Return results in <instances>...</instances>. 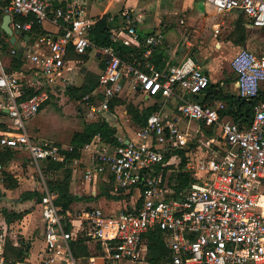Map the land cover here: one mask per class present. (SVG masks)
I'll return each instance as SVG.
<instances>
[{
	"label": "built area",
	"instance_id": "2783aa9c",
	"mask_svg": "<svg viewBox=\"0 0 264 264\" xmlns=\"http://www.w3.org/2000/svg\"><path fill=\"white\" fill-rule=\"evenodd\" d=\"M114 1L109 0L108 9ZM87 6L88 0H0V147L27 153L41 178L40 206L48 251L43 264H97L99 258L73 255L70 241L74 234L67 230V217L57 205L58 195L50 191L42 170L44 162L63 160L61 151L72 147L40 140L28 128L51 101L49 88L61 75L71 49L79 54L96 50L106 61L96 88L81 100L89 118L96 112L109 111L126 76L135 89L147 96L182 102L176 115L163 106L153 112L127 142L118 137L120 144L113 145L97 135L81 149V155L88 151L92 160L86 179L96 185L100 176L107 177L111 194L124 196L131 204L116 215L106 216L101 208L77 214L101 244V260L140 259L147 253L145 235L160 229L170 253L169 264H264V100L255 106L251 124L240 126L221 115L226 109L222 101L202 103L210 77L195 58L187 57L167 69L156 67L151 56L164 43L165 34L159 30L142 37L138 26L145 21L143 14H126L121 30L111 31L113 45L98 47L90 39V32L103 15L91 16ZM205 7L209 15L225 16L239 10L249 28L264 29V0H205ZM5 15L11 17L15 44L2 30ZM27 18L31 19L22 20ZM46 22L59 27L57 36L33 32L35 23L43 26ZM219 33L220 28L215 29V34ZM119 37L131 38L141 45L142 60L124 61L117 49ZM19 41L21 47L17 49ZM5 50L11 57L27 54V81L7 72L2 57ZM231 67L236 75L237 95L258 97L264 84V54L242 48L233 57ZM30 90L33 94L21 98ZM202 93L204 99L198 100ZM181 120L218 129L225 148L216 146L212 160L199 164L201 171L209 175L205 180L192 182L176 194L164 177L165 168L180 158L177 151L184 147ZM215 140L209 138L210 144L214 145ZM0 264L26 263L0 256Z\"/></svg>",
	"mask_w": 264,
	"mask_h": 264
},
{
	"label": "crops",
	"instance_id": "0c3cea01",
	"mask_svg": "<svg viewBox=\"0 0 264 264\" xmlns=\"http://www.w3.org/2000/svg\"><path fill=\"white\" fill-rule=\"evenodd\" d=\"M129 1L128 6L130 8H136V12L138 13H141L139 11H144L143 14L145 21L141 24L144 30L149 19L156 20L155 26H152L150 30L142 32L138 29V32L142 37L159 30L164 32L163 27L174 21L173 19H169V16H174L178 14L179 11H184L192 17L191 23H189V25L185 24L187 26L181 36L169 39L165 33L164 43L156 48L155 52L152 54V62L157 68L167 69L171 66L179 65L187 57H193L209 75L210 83L219 85L226 93L237 95L236 77L235 75L233 76V69L232 67V70L226 68V59L231 55H221L219 48L222 49L224 46L229 51L233 50L234 53H237L240 49L246 47L245 45H237L229 39L225 41L219 40L220 33L216 35L215 29L221 28V24L215 22L217 20H215L214 17L218 15H209L206 13L205 0H177L180 2L177 6H171L169 0H144L138 3L132 2L131 0ZM89 6H91L90 0H88L87 7L88 13L90 14ZM234 12L236 14H241L245 19L241 11L236 10ZM106 14L107 9L101 14L97 13L92 14L91 16H104ZM137 14L135 13V15ZM188 15L186 17H188ZM117 18V14L109 15L111 31L121 30L123 21L120 20L118 24L116 22ZM237 22L238 20H234V27ZM47 23L48 22L43 24V28L47 30L48 33L57 36L59 27L52 23H48L53 26V29H48L46 27ZM191 29L195 30L196 36H192V40H189L187 32L188 30L190 32ZM249 38L248 35V40ZM118 46L138 50L142 49L141 45L136 44L131 38L127 37H119ZM91 58H93L91 65H87ZM105 66L106 61L104 56L99 54L96 50H88L85 54L75 53L74 51L69 52L64 60L61 75L57 77L54 82L61 79V77L68 76L69 78L79 72L80 74L76 75V80L72 84V87L76 88L80 75L83 78V84L79 90L83 87H91L93 83L86 77V75L88 76V74L91 73L94 75V78H98L97 76L102 72ZM123 83L124 86L121 93L111 101L109 111L101 113L103 117H100L99 120L106 119L113 127L117 128L118 137L120 139H125V142L132 138L135 131L141 127L130 113V110H136L139 113H143L155 104H159L160 107L163 106L170 113L175 115L178 114V112L175 111L176 98H156L147 96L143 92L135 89L129 76L125 77ZM53 84L51 88L53 87ZM261 90L264 91V84H262ZM126 93L127 97H129L128 100L123 97ZM45 108L39 115L45 111ZM46 114L47 113L45 112L40 119L36 118L37 120L34 119L31 121L28 124L29 130L32 125L38 127L45 125L48 122ZM96 115L97 112L93 118H89L87 115L88 123L98 121ZM31 134L33 135L32 132ZM33 136L38 138L35 135ZM38 139L44 140L41 138ZM68 146H71L70 143ZM91 164V155L88 151H82L81 158L70 164L72 170L70 192L80 199L74 202L66 213V228L74 234L72 241H70L72 252V244L74 243L82 241V244L86 245L89 250L93 248L95 243H97V241L91 236L89 226L77 216L79 212L88 208H101L106 216H110L119 214L122 210L128 207V205H131L130 203H126L124 199L113 200L107 197L106 193L109 192L111 187V183L107 181V177L100 176L96 185L86 179V171ZM32 167L34 168L33 165ZM15 179L17 180V185L15 187H4L2 189V194L0 195V256L18 262H25L26 264H43V261L48 256L45 242V224L42 217L40 197L34 195L35 193L42 195L43 187L40 181H33L31 179L27 180L26 178L23 179L19 174L15 176ZM1 181L0 178V182ZM109 194H111V192ZM106 208H108L111 213L106 214ZM5 213L11 214L9 221L6 219ZM91 254L94 253L90 250V256Z\"/></svg>",
	"mask_w": 264,
	"mask_h": 264
},
{
	"label": "rangeland",
	"instance_id": "374dc122",
	"mask_svg": "<svg viewBox=\"0 0 264 264\" xmlns=\"http://www.w3.org/2000/svg\"><path fill=\"white\" fill-rule=\"evenodd\" d=\"M131 1L138 3L144 0H131ZM129 2H130L129 0H115L112 6L108 9L107 5L109 4V0H90L91 6H89L90 7L89 12L90 15L97 13L101 14L107 9L108 15L111 14L118 15L116 22L119 24L120 20L124 21V17L126 14L135 15V13L136 14L138 13L136 12V8L134 9L128 6ZM179 3L180 2L177 0H169V4L171 6L172 5L177 6L179 5ZM139 12L143 14L144 11H139ZM187 15L188 13L184 11H179L178 14L171 17L169 16V19H173L174 21L173 23H170L167 26L163 27L164 34L166 33L167 38L173 39L174 37H178L182 35V33L185 31V28L187 26L185 24L189 25V23H191L192 20V17L189 15L188 17H186ZM214 17L215 20H217L215 22H219L221 24L220 34H219L220 41H225L229 39L231 32H233V30L235 29L233 23L234 20L237 21L239 20V18L243 19L241 14H236L235 12L226 14L225 16L218 15ZM155 22L156 20L149 19L148 22L146 23L145 30H150L152 26H155ZM46 27L48 29H53V26L48 23L46 24ZM138 29L142 32L145 31L142 25H139ZM195 34L196 33L194 29H191L190 32L188 30L187 32L188 39L192 40L193 38L192 36H196ZM249 37L250 38L247 41L248 45L246 44L245 47L251 50L252 52H254L255 54L264 53V31L260 29H249ZM15 47L17 49L20 48L21 41H19L15 45ZM219 49L221 55L223 54L225 56L226 54H228V56L231 55L228 57V59H226V68L228 70H232L231 61L233 57L236 55V53H234L233 50L229 51L224 46L222 47V49L221 48ZM2 57L3 60L5 61L7 72L11 75L16 76L18 80L20 81L23 80V82H25L26 78L29 76L28 70L30 67L27 54L18 53L17 55L11 57L8 54V52H6L5 50V53L2 55ZM93 58L89 60L87 65H91ZM78 74L80 73L79 72L76 73V75ZM76 75H73L72 77L69 78L68 76L61 77V79H58L56 82H54L53 87L49 88V90L52 91L51 101L47 104L45 111L42 113L43 115L45 114V112L47 113L46 118H48L47 119L48 122L42 127L32 125L30 128L33 135L44 140L52 141L55 145L59 147L68 146L73 134L75 132L82 131L85 125L88 123L87 121L88 117H87L85 105L82 103L81 98L76 99L78 96H80V93L75 94L70 89V87H72V84L76 80L75 79ZM234 75L235 73H233V76ZM86 77L90 79V81L93 84L98 83L97 78H94L92 75H88V76L86 75ZM204 96L205 94L202 93L197 96V99L203 100ZM123 97L126 98L127 100L129 99V97H127V93L124 94ZM181 104L182 102L180 100L176 101L175 111L178 113ZM42 114L39 115L37 119H40L43 116ZM100 117L101 118L103 117L101 113H97L96 118L99 120ZM179 126L181 132L180 138L182 139L184 147L177 151L180 158H176L173 160V165H171L170 167L171 168L170 173L175 175L178 173H187L193 180H195L194 182H202L209 175L201 171V167L199 166V164L201 165V163L205 160L207 162L212 160L211 158L212 149L218 146L221 150H223V148H225V141L221 137L218 129L207 128L202 122L190 123L189 121L181 120ZM187 132H189V135L186 134L187 135L186 136L185 133ZM209 138L216 139L214 145L210 144ZM180 150L185 151L184 160L182 159V156L179 154ZM0 164L2 166V168H0V178L2 180L0 182V195L2 194V189L4 187H11L14 184V180L17 181L15 179V176L18 174L21 177H23V179L24 178H26L27 180L31 179L33 181H38V182L40 181L41 183V178L37 170L32 167V164L30 162L27 153L15 151L14 158L11 162H9L7 165L4 164L2 165V163ZM46 167H47V163L44 162L42 164V170L45 181L47 185L50 187V182L61 180L64 176V172L63 171H60L59 173L46 172L45 171ZM5 172H10L9 174L12 177L11 180L6 179L4 175ZM189 184L185 186V188H187ZM105 210H106L105 211L106 214L111 213V211L108 208H106ZM90 250L91 252L94 253L91 254V256L93 255L100 258V259L98 258L99 261L97 262V264H149V262L147 261V254L141 256V258L137 259L136 261H130L128 259L120 260L119 262L116 261L112 262L111 260L103 261L101 260L103 257V250L101 248V244L98 242L95 243L93 248Z\"/></svg>",
	"mask_w": 264,
	"mask_h": 264
},
{
	"label": "trees",
	"instance_id": "16d2710c",
	"mask_svg": "<svg viewBox=\"0 0 264 264\" xmlns=\"http://www.w3.org/2000/svg\"><path fill=\"white\" fill-rule=\"evenodd\" d=\"M0 14V18H1ZM31 18L22 19L27 21ZM264 31V29H261ZM33 32L37 35H46L49 34L47 30L43 28L41 24L35 23ZM249 35V28L246 24V20L239 19L236 23L235 29L231 32L229 40L233 41L237 45L244 46L247 43ZM90 39L98 47L112 46L111 41V24L109 23V15L106 14L103 18L94 26L90 32ZM117 49L121 52L122 59L126 62H131L133 59L142 60L144 49H131L128 47L117 46ZM73 52V49L70 50ZM264 53L258 54L262 55ZM153 60V56L151 61ZM160 69V68H159ZM88 75L93 74L89 73ZM98 77V76H97ZM98 80V78H97ZM98 84V83H97ZM97 84H93L91 87H83L82 89H76L75 87H70V89L76 94L80 93L76 99H83L88 93L94 90ZM206 96L203 100V104L208 103L212 105L215 102L222 101L226 109L222 111V116H229L234 122L240 124L242 127H247L251 124L254 119V108L259 101L264 100V91L260 90L258 97L253 99L243 98L239 95L233 93H226L223 89L216 84L210 83L207 90ZM33 94V90L26 92L21 98H26L28 95ZM156 98H160L157 96ZM113 106V104H112ZM159 104H155L153 107L145 110L143 113L138 111L130 110V113L141 126L145 125L148 117L155 111L159 109ZM118 129L113 127L106 119L94 121L87 123L82 131L75 132L72 136L70 145L72 147L69 151H61V154L64 156L63 160L59 161H46L47 167L45 168L46 172L50 173H59L60 171L64 172V176L59 181L50 182V191L55 192L58 195L57 205L60 209L62 215H66L67 211L70 209V206L80 200L77 196H74L70 192V183L72 170L70 164L77 159L81 158V149L88 143H90L95 136L100 135L101 138L113 145H119L118 140ZM179 154L182 156V159H185V151L180 150ZM15 151L7 148L0 147V163L2 165H7L14 158ZM170 155L167 156V159ZM170 167L165 168V182L170 187H173L176 191V194H180L185 186L190 182H194L189 174L187 173H178L171 174ZM6 179L11 180L12 177L9 173H4ZM17 181L14 180V184L11 187H15ZM111 187L109 192L106 193L109 199L121 200L125 199L124 196H114L109 194L111 192ZM32 195V194H31ZM41 198V194L35 193ZM6 219L9 221L11 214L5 213ZM145 241L147 243V261L149 264H168L170 262V253L166 248L164 242V234L160 229L150 230L145 235ZM72 249L76 258L79 257H89L90 252L87 249V246L82 244V241L72 244Z\"/></svg>",
	"mask_w": 264,
	"mask_h": 264
},
{
	"label": "water",
	"instance_id": "95a60500",
	"mask_svg": "<svg viewBox=\"0 0 264 264\" xmlns=\"http://www.w3.org/2000/svg\"><path fill=\"white\" fill-rule=\"evenodd\" d=\"M10 20H11V17L10 15H5L3 17V20H2V30L9 36H11V40H12V44H15V41H16V38L14 36V32L12 31L11 27H10ZM16 34H20V31H16ZM29 39V36H26V40ZM123 83V81H122ZM82 84H83V78L82 76L79 77L78 81H77V84H76V88H81L82 87ZM1 247V246H0Z\"/></svg>",
	"mask_w": 264,
	"mask_h": 264
},
{
	"label": "bare ground",
	"instance_id": "6f19581e",
	"mask_svg": "<svg viewBox=\"0 0 264 264\" xmlns=\"http://www.w3.org/2000/svg\"><path fill=\"white\" fill-rule=\"evenodd\" d=\"M99 260H96V262H98Z\"/></svg>",
	"mask_w": 264,
	"mask_h": 264
}]
</instances>
